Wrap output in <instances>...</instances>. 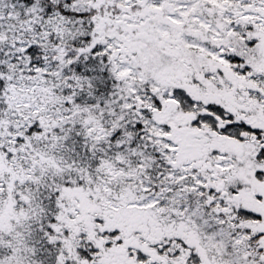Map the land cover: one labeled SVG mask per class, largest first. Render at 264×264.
Masks as SVG:
<instances>
[{
  "label": "snow or ice",
  "instance_id": "snow-or-ice-1",
  "mask_svg": "<svg viewBox=\"0 0 264 264\" xmlns=\"http://www.w3.org/2000/svg\"><path fill=\"white\" fill-rule=\"evenodd\" d=\"M0 264H264V0H0Z\"/></svg>",
  "mask_w": 264,
  "mask_h": 264
}]
</instances>
